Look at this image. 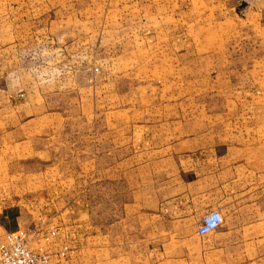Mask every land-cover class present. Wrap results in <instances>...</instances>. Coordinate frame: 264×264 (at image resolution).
<instances>
[{
  "label": "rangeland",
  "instance_id": "obj_1",
  "mask_svg": "<svg viewBox=\"0 0 264 264\" xmlns=\"http://www.w3.org/2000/svg\"><path fill=\"white\" fill-rule=\"evenodd\" d=\"M141 141H264V0H0V225Z\"/></svg>",
  "mask_w": 264,
  "mask_h": 264
},
{
  "label": "crops",
  "instance_id": "obj_2",
  "mask_svg": "<svg viewBox=\"0 0 264 264\" xmlns=\"http://www.w3.org/2000/svg\"><path fill=\"white\" fill-rule=\"evenodd\" d=\"M141 144L103 186V218L92 219L90 202L75 194L20 206L14 229L48 252V264L97 255L98 264H264V141ZM210 210L223 221L199 235ZM7 232L0 225V241Z\"/></svg>",
  "mask_w": 264,
  "mask_h": 264
},
{
  "label": "built area",
  "instance_id": "obj_3",
  "mask_svg": "<svg viewBox=\"0 0 264 264\" xmlns=\"http://www.w3.org/2000/svg\"><path fill=\"white\" fill-rule=\"evenodd\" d=\"M223 221L219 210L204 213L198 223L199 235L209 234L219 228ZM55 236V231H48V236ZM49 254L43 247L32 249L27 242V233L22 230L7 232L0 241V264H48Z\"/></svg>",
  "mask_w": 264,
  "mask_h": 264
},
{
  "label": "trees",
  "instance_id": "obj_4",
  "mask_svg": "<svg viewBox=\"0 0 264 264\" xmlns=\"http://www.w3.org/2000/svg\"><path fill=\"white\" fill-rule=\"evenodd\" d=\"M15 230V229H14ZM13 231V230H12Z\"/></svg>",
  "mask_w": 264,
  "mask_h": 264
}]
</instances>
